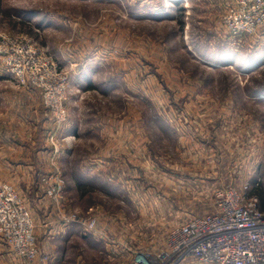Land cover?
<instances>
[{
    "label": "rangeland",
    "instance_id": "obj_1",
    "mask_svg": "<svg viewBox=\"0 0 264 264\" xmlns=\"http://www.w3.org/2000/svg\"><path fill=\"white\" fill-rule=\"evenodd\" d=\"M230 3L0 0V44L4 35L25 36L67 77L68 119L58 125L44 89L19 83L0 52V116L6 108L20 116L13 128L56 154L44 157L35 187L12 183L31 211L40 251L30 199L56 204L48 182L57 176L66 217L97 221L96 230L68 223L51 239L58 250L39 263L135 264L141 253L156 260L170 250L175 226L216 212L218 188L248 183L251 193L264 191V68L249 58L264 49L258 33L228 32L222 17ZM116 126L123 150L109 167L117 165L122 182L84 178L88 186H75L89 158L115 152ZM75 128L77 137L68 136Z\"/></svg>",
    "mask_w": 264,
    "mask_h": 264
},
{
    "label": "built area",
    "instance_id": "obj_2",
    "mask_svg": "<svg viewBox=\"0 0 264 264\" xmlns=\"http://www.w3.org/2000/svg\"><path fill=\"white\" fill-rule=\"evenodd\" d=\"M222 21L231 35L257 34L264 29V0H231ZM4 61L16 80L29 81L44 89V99L53 119L67 121V77L58 71L51 57L43 55L25 36L4 35L0 44ZM48 181V180H47ZM258 184V183H256ZM57 203L63 183L60 176L48 182ZM251 184L215 191L216 212L194 216L175 226L169 234L170 250L154 260L141 253L135 264H264V209ZM85 230H96L95 219H74ZM0 238L21 259V264L49 261L38 246L31 211L16 187L0 181Z\"/></svg>",
    "mask_w": 264,
    "mask_h": 264
},
{
    "label": "crops",
    "instance_id": "obj_3",
    "mask_svg": "<svg viewBox=\"0 0 264 264\" xmlns=\"http://www.w3.org/2000/svg\"><path fill=\"white\" fill-rule=\"evenodd\" d=\"M256 36H258L256 43H258V47L263 50L264 30L260 31ZM249 58L252 62L251 65L258 63L259 67L256 65V70H262L264 68V55H250ZM251 70L252 72L250 73H254L255 70ZM259 92L263 97L264 89L259 90ZM21 120L22 118L20 116L10 117V111L8 108L5 109L3 116H0V181L11 182L21 189L25 188L28 190L35 187L36 183H38L39 181V179H37V173L38 171L44 170V157L52 156L54 158L56 154L53 148H51L50 153L49 151H45L44 148L41 147V145L38 146V141L41 140V138H38L37 136L33 138L32 135L27 136L16 127V129L13 128L12 124L15 121H19L20 124L22 123ZM77 134L78 133L75 128L70 134H68V136L76 138ZM111 134L114 137L115 141V152H113L111 148H106L103 149L100 154L89 158L84 163V168L79 167L80 169H78V172L83 173V178L80 177L81 175H78V173L73 175L72 182H74L75 186H88L84 178H88L90 184L96 182V180L98 179L102 180L103 178L106 184L112 187H118V181L122 182V180H120V178L117 176V165L114 170H111L109 167V159H111V155L114 153V157L117 158L116 160H118L120 153L123 150L122 129L116 126V131L114 133L111 132ZM29 140L30 142H28ZM64 151L65 149H62V153ZM70 152L72 154V151ZM59 156L60 154H58L57 156L58 160ZM52 170H54V168ZM100 172L104 173L105 178ZM114 173L116 174L115 176ZM113 177L116 178V180H114ZM23 194L27 195L25 191L23 192ZM30 201L33 214L35 215V219L38 223L37 228L43 231V240L41 241L43 252L49 253V251L51 250H58V247L56 245L53 246L51 244V239L54 238V236L58 237L67 229V225L69 226L68 223H72L75 220H73L72 218L68 219V217H66L63 212L62 206L57 203L55 204V202L47 196L32 198L30 199ZM100 233L101 235H104V232L100 231ZM21 263V259H19L11 251L8 245L0 241V264Z\"/></svg>",
    "mask_w": 264,
    "mask_h": 264
},
{
    "label": "trees",
    "instance_id": "obj_4",
    "mask_svg": "<svg viewBox=\"0 0 264 264\" xmlns=\"http://www.w3.org/2000/svg\"><path fill=\"white\" fill-rule=\"evenodd\" d=\"M256 194L260 196V198H261V207H262V209H264V191H262V190H260L258 188V191L256 192Z\"/></svg>",
    "mask_w": 264,
    "mask_h": 264
}]
</instances>
